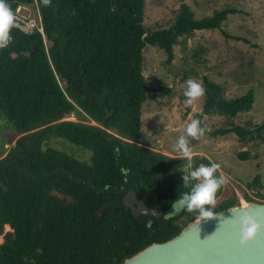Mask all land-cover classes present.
Listing matches in <instances>:
<instances>
[{
	"label": "trees",
	"instance_id": "trees-1",
	"mask_svg": "<svg viewBox=\"0 0 264 264\" xmlns=\"http://www.w3.org/2000/svg\"><path fill=\"white\" fill-rule=\"evenodd\" d=\"M7 3L14 14L36 5L43 35L12 28L0 49V115L17 135L0 158V264H122L147 245L176 236L196 214L182 211L169 220L139 215L124 206V195L133 190L148 209L164 212L197 183L184 184L183 176L211 162L196 155L188 167L182 157L139 145L145 100L170 93L155 91L145 79L143 49L159 48L171 62L179 38L221 30L238 11L224 8L196 19L183 3L169 28L147 32L145 0ZM203 86V115L233 119L252 109V91L227 99L206 77ZM69 115L77 121L65 120ZM231 132L242 143L264 141V123L219 133ZM65 143L88 156L58 148ZM255 187L262 188L259 176L246 185ZM258 196L245 200L262 203ZM237 204L229 198L215 211Z\"/></svg>",
	"mask_w": 264,
	"mask_h": 264
},
{
	"label": "rangeland",
	"instance_id": "rangeland-1",
	"mask_svg": "<svg viewBox=\"0 0 264 264\" xmlns=\"http://www.w3.org/2000/svg\"><path fill=\"white\" fill-rule=\"evenodd\" d=\"M183 3L190 7L196 19L224 8H234L238 13L229 15L221 30L197 31L190 38H179L173 47L171 62H167V54L159 48L146 46L143 49L145 79L155 91L170 88V93L158 97L149 95L145 100L139 145L170 158H180L181 154L173 151L172 146L184 135L190 142L193 156H203L220 165L218 172L225 183L217 193L216 207L229 198L241 204V199L246 201L245 195L258 201V194L264 196V141L242 143L232 132L225 135L219 132L234 127L253 130L264 123V0H145L143 25L146 31L169 28ZM36 7L21 6L16 14L34 18ZM204 77L220 85L227 99L252 91V109L228 119L203 115L204 96L191 106L185 104V82L191 78L203 85ZM193 119L199 120L206 130L198 140L186 135V127ZM65 120L77 121L74 115ZM16 139L13 128L0 115V158ZM65 144L58 148L77 158L88 156ZM256 176L260 177L262 188L247 190L246 185ZM8 228L5 227V232L10 231ZM2 241L1 236L0 244Z\"/></svg>",
	"mask_w": 264,
	"mask_h": 264
},
{
	"label": "water",
	"instance_id": "water-1",
	"mask_svg": "<svg viewBox=\"0 0 264 264\" xmlns=\"http://www.w3.org/2000/svg\"><path fill=\"white\" fill-rule=\"evenodd\" d=\"M124 206L139 215L163 217L165 220L182 213H171L172 205L164 212L148 209L133 190L125 193ZM245 207L264 225V203L248 201L216 213L227 219L232 211ZM150 225L151 221H148ZM122 264H264V227L252 241L241 245L237 232L226 220L220 225L219 217L200 222L195 218L173 238L147 245L124 259Z\"/></svg>",
	"mask_w": 264,
	"mask_h": 264
},
{
	"label": "clouds",
	"instance_id": "clouds-1",
	"mask_svg": "<svg viewBox=\"0 0 264 264\" xmlns=\"http://www.w3.org/2000/svg\"><path fill=\"white\" fill-rule=\"evenodd\" d=\"M44 7H51V0H39ZM111 11L115 12V5ZM17 17L11 10L7 0H0V49L7 47L10 42L11 29L16 25ZM187 89L184 91L186 97L185 104L191 106L197 100L205 95V87L194 79H188L186 82ZM205 128L201 127V122L197 119L191 120L186 127L187 137L198 140L205 134ZM189 140L181 135L178 141L172 146L173 151L179 152L181 157L186 159L190 167L193 153L189 146ZM220 165L210 163L201 165L195 170L183 176L184 184L190 181H197L192 185L190 192L180 195L172 204L173 212L186 211L190 214H196L197 220L207 221L210 219L220 218V225L226 220L227 223L235 230L239 236V243L246 245L252 241L264 225L259 218L250 213L247 208H239L231 212V217L222 218V214L215 211L217 204V193L225 183L223 176H217Z\"/></svg>",
	"mask_w": 264,
	"mask_h": 264
},
{
	"label": "built area",
	"instance_id": "built-area-1",
	"mask_svg": "<svg viewBox=\"0 0 264 264\" xmlns=\"http://www.w3.org/2000/svg\"><path fill=\"white\" fill-rule=\"evenodd\" d=\"M15 15L17 17V22H16V25L12 28H16L25 34H31L32 32L37 31L43 35V26H42L41 17H40L38 9H37V14L34 18H23L22 16H19L16 13ZM243 202L245 203L246 201L241 199L240 203L244 204Z\"/></svg>",
	"mask_w": 264,
	"mask_h": 264
},
{
	"label": "bare ground",
	"instance_id": "bare-ground-1",
	"mask_svg": "<svg viewBox=\"0 0 264 264\" xmlns=\"http://www.w3.org/2000/svg\"><path fill=\"white\" fill-rule=\"evenodd\" d=\"M244 203V202H243ZM9 229V228H8Z\"/></svg>",
	"mask_w": 264,
	"mask_h": 264
}]
</instances>
